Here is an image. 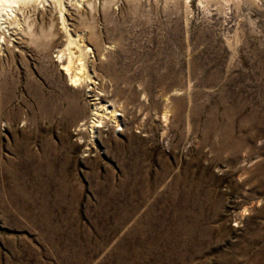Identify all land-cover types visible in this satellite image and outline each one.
<instances>
[{
	"label": "rangeland",
	"instance_id": "obj_1",
	"mask_svg": "<svg viewBox=\"0 0 264 264\" xmlns=\"http://www.w3.org/2000/svg\"><path fill=\"white\" fill-rule=\"evenodd\" d=\"M105 1L0 22V264H264V0Z\"/></svg>",
	"mask_w": 264,
	"mask_h": 264
},
{
	"label": "bare ground",
	"instance_id": "obj_2",
	"mask_svg": "<svg viewBox=\"0 0 264 264\" xmlns=\"http://www.w3.org/2000/svg\"><path fill=\"white\" fill-rule=\"evenodd\" d=\"M29 1H37V0H0V22L1 23H3L4 22V20L2 19V18H4V19H6V18H9V17H13L14 16V11H15V9L17 8V6L18 5H22V4H25V3H27V2H29ZM60 0H57V2H59ZM108 0H106L105 2H107ZM103 2V1H102ZM108 4H109V1L107 2ZM110 3H112L111 1H110ZM88 4L90 5V3L88 2ZM94 4V3H93ZM101 4H103V3H101ZM107 5V4H106ZM105 5V6H106ZM60 6H62V5H60ZM91 7H92V4L90 5ZM104 6V7H105ZM72 7V6H71ZM87 7H88V5H87ZM96 7V6H95ZM103 6H101V8H102ZM108 7V6H107ZM110 7V6H109ZM59 8V7H58ZM90 8V7H89ZM106 9H108V8H106ZM110 9V8H109ZM17 10V9H16ZM93 10V9H92ZM96 10V9H95ZM62 10H59V19H60V22H61V28H62V26H65V24H64V18H63V13L61 12ZM93 13V12H92ZM53 14V13H52ZM54 15V14H53ZM57 15V14H56ZM52 19V18H51ZM52 22V21H51ZM50 22V23H51ZM53 23H55V21H53ZM30 26V25H29ZM50 26H51V24H50ZM49 26V27H50ZM68 26V25H67ZM51 28H49V30H50ZM63 29V28H62ZM68 29V28H67ZM60 30V29H59ZM69 30V29H68ZM48 32H50V31H48ZM55 32V31H54ZM51 33V32H50ZM49 33V34H50ZM56 33V32H55ZM64 33H65V30H64ZM66 33H69V31L68 32H66ZM97 34V33H96ZM48 35V34H47ZM55 35V34H54ZM65 35V34H64ZM51 36V35H50ZM65 39H67V38H65ZM77 39V38H76ZM85 39V38H84ZM82 43V42H81ZM80 43V44H81ZM71 44H75L74 43V41H73V39L71 38V35H70V37H68V39H67V43H66V48H62V49H65V51H67L66 52V63L65 64H63V70H64V73L68 76V81L70 82V84L71 85H75L77 82H79L80 81V79L81 78H84V80L86 81V74H85V70L86 69H84V67H85V61L84 62H81L82 61V59H84V57L83 56H85V55H88V49L85 51L80 45L78 46V48H79V54L77 55V57H75V55H73L74 54V52H73V50H71L72 48H71ZM79 44V43H78ZM94 45V44H93ZM88 46V45H87ZM86 46V47H87ZM77 47V46H76ZM76 47H75V49H76ZM77 48V49H78ZM61 49V48H60ZM86 49V48H85ZM84 50V51H83ZM92 50V49H91ZM91 50H90V52H91ZM60 51V50H59ZM63 53H65L64 52V50L63 51H61V53H60V55L59 54H57L56 56L58 57V59H60L61 58V56H62V54ZM61 60V59H60ZM59 60V61H60ZM77 60V63H75V61ZM78 60H79V62H78ZM89 62V61H88ZM85 63V64H84ZM92 67V66H91ZM97 72V71H96ZM96 75V74H95ZM101 76V75H100ZM97 77H99V76H97ZM88 78H90V77H88ZM87 78V79H88ZM93 79V78H92ZM92 79H91V81H92ZM101 79V81H102V78H100ZM90 80H88V82H89ZM100 81V82H101ZM82 83V82H81ZM77 85V84H76ZM82 85H83V83H82ZM101 85V84H100ZM102 86H103V84H102ZM89 87V86H88ZM104 87V86H103ZM96 88H98V87H96ZM103 90V89H102ZM99 91V90H98ZM100 94V93H99ZM95 95V94H94ZM94 97V96H93ZM96 98V97H95ZM95 100V99H94ZM98 100V99H97ZM125 103V102H124ZM123 103V104H124ZM101 104V103H100ZM103 104V103H102ZM99 105V104H98ZM119 105V104H118ZM118 105H117V107H118ZM121 106H122V103H121ZM95 110H103L105 113H107L108 115H109V117H115V109L114 108H112V109H110L109 111L107 110V107H106V105H99L98 107H96L95 108ZM108 112H107V111ZM168 110V109H167ZM124 111V110H123ZM126 111V110H125ZM100 112V111H99ZM99 112H98V114H99ZM165 112V111H164ZM163 112V113H164ZM167 113H169V111H166ZM94 115H96L97 116V111H95L94 113H93ZM100 114H101V112H100ZM102 115H103V113H102ZM102 115H101V117H102ZM95 116V117H96ZM168 116V115H167ZM166 116V117H167ZM95 117L93 118V120H92V124H94L95 125V122H97V120L95 119ZM99 117V116H98ZM100 118V117H99ZM103 118V117H102ZM108 117H106V119H107ZM117 118V117H116ZM164 119H165V117H164ZM167 119V118H166ZM91 120V119H90ZM104 120H105V118H104ZM102 121V120H101ZM166 121V120H165ZM105 122V121H104ZM111 122V121H110ZM101 123V122H100ZM118 123V122H117ZM111 124V123H110ZM100 125V124H99ZM98 125V126H99ZM118 125V124H117ZM92 127V126H91ZM90 128V127H89ZM92 130V129H91ZM247 210V209H246ZM244 213V212H243Z\"/></svg>",
	"mask_w": 264,
	"mask_h": 264
}]
</instances>
